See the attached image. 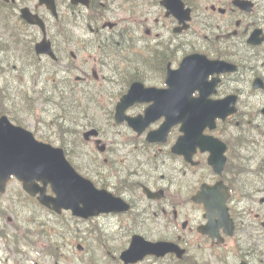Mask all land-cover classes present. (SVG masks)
<instances>
[{
	"label": "flooded vegetation",
	"instance_id": "flooded-vegetation-1",
	"mask_svg": "<svg viewBox=\"0 0 264 264\" xmlns=\"http://www.w3.org/2000/svg\"><path fill=\"white\" fill-rule=\"evenodd\" d=\"M209 1L211 2L209 6L203 7L202 0H199L198 5H190L196 16L195 26L189 30L192 32L175 35L167 44L168 46L165 45V49H173L176 52L183 46L190 45L193 49L207 51L212 57L218 54V57L214 59H224L236 64L238 70L230 73L231 67L219 63L218 67L212 69L213 77H211V79L219 77V81L217 83L207 81L202 85L201 90L195 92V97L207 95V99L221 101L236 95L237 112L227 117L225 121L218 119L216 127L205 131L213 139L207 143V148H210L208 151L196 149L194 152L193 160L197 162L196 165L186 162L183 156L173 155L172 157L168 151L165 152L166 156L175 158L177 161L175 167L163 161L159 182L153 184L163 190V198L159 205L148 206L139 220L131 222L130 228L133 230L131 236L141 234L153 242L163 241L184 245L187 251L190 241L187 240L186 231H197L200 221L204 219L203 206L190 201L204 185H208L211 189L210 200L216 202L226 198V206L240 221L244 220L247 212H264V209L259 206L264 205V202L258 200V196L264 195V180L260 173L264 158L260 162L257 161V158L264 154V114H262L264 89L256 88L254 85L258 77L264 82V61L261 59V53H264V42L259 46L250 44L254 31L260 30L259 38L264 37V0H251L253 6L250 12L236 7L233 0ZM29 2L30 0L26 3ZM58 2L63 4L66 0H58ZM91 2L90 8L69 3V10L66 7L60 10L63 21L66 22L71 16L78 20H85L87 16H92L97 12V0H91ZM103 7L106 9L107 4H103ZM155 10L157 15L166 22L168 17L164 7L160 5V0L158 7L146 8L143 12L146 19H149ZM66 14L70 17L66 18ZM169 19L175 22L171 17ZM58 21L59 19L55 20V22ZM158 21L159 18H155V22ZM165 22L164 25H166ZM49 24L53 28L50 29L48 39L57 55V60L47 55L38 56V61H43V72L46 76L38 78L41 73L38 71L33 81L15 86L18 96L28 93L30 89L50 94L54 90V85L68 92L69 83H71L70 69L88 75L84 61L71 64L68 57L72 42L85 44L86 37L83 33L77 29L58 28L54 22L49 21ZM33 32L38 33L37 30ZM73 32L80 33L81 37H74ZM107 40L109 41V37ZM113 41L114 37H111L112 48ZM108 50L110 53L113 52L109 47L106 48L103 58L108 55ZM73 60L77 61L75 58ZM165 72H167L166 69ZM29 80H32L31 76ZM83 83H87L85 77ZM83 90L80 96L85 100L87 97L85 85ZM113 94L111 92L107 95L112 98ZM252 101L257 105H254ZM138 106L141 105L136 104L132 107L133 113L139 112ZM175 131H179V126L175 128ZM195 213H198V220L194 218ZM191 259L192 255L188 252L184 257L168 253L164 256H148L138 264H193ZM250 259L253 264H264L261 258L251 256Z\"/></svg>",
	"mask_w": 264,
	"mask_h": 264
},
{
	"label": "rangeland",
	"instance_id": "rangeland-1",
	"mask_svg": "<svg viewBox=\"0 0 264 264\" xmlns=\"http://www.w3.org/2000/svg\"><path fill=\"white\" fill-rule=\"evenodd\" d=\"M121 1L119 0L117 1V3L113 4V10L115 12L118 13V7L121 5ZM125 15H127V12H124ZM118 16V15H117ZM127 22V21H125ZM104 32L108 31V29L103 30ZM143 32V28L140 30ZM139 31L138 34H142ZM103 32V33H104ZM87 37H90V34L87 32L86 33ZM154 46L152 47L153 50H161L162 46H161V42L158 40H155ZM134 51L130 56L131 59H120L119 63L121 67H132L134 68V70L136 71L137 75L143 76V77H149L150 74H155L156 76H158V71H159V65H160V61L151 59L149 56V53L147 52V50H151V48L147 47V50L145 48V45L143 44V42L139 43L137 45H135L134 47ZM85 51V55L87 57V59L89 58V50H82L81 52ZM186 52H191L192 49L191 47L187 46V48L185 49ZM126 53V51H125ZM159 64V65H158ZM92 65V62L91 64ZM111 67L109 66H104V74L108 77V78H114V79H119V78H124L127 77L129 74L127 71H124L122 73H118L115 69V64L112 62ZM121 70V69H120ZM0 73H2V70L0 71ZM151 74V75H152ZM97 90H95L96 92ZM99 93V92H97ZM56 101H58V99H53L52 100V106L55 107V103ZM59 102V101H58ZM17 111V110H16ZM99 112V110L96 111H91L90 115L87 116L88 121H91L93 123L96 124H107L110 123V117L106 116V115H101ZM73 114L69 115V118H72ZM56 145H59L58 142H55ZM81 148L79 149L81 154H82V158L85 160L86 163H92L93 162V158L91 155V150L89 148V146H85L83 144H81L80 146ZM82 149L84 150L85 154L82 153ZM78 151V150H76ZM101 172H103L104 174L106 173V171H110V166H101ZM18 189H20V186L17 182H12L8 188L5 194H2L1 198H0V206L4 208H6L7 210V214L8 216H11L13 218V224H7L6 220H4L3 218L0 220V226L2 227H7V229L10 231V235L16 234V231H13L15 228V225L18 223L17 219H19L16 216L15 213V208L20 209L21 212H23V214H26V211L30 212L33 211L36 214H38L39 216H42L44 220H46L47 225L48 226H59V225H70L72 224V226L76 229H73L71 232H69L68 234V244H66L63 247H60L62 245V240L58 242L59 239L57 238H52L50 239L51 233L52 231L50 229H45V231L43 232V235L39 234L37 236H35L36 241L39 242V246L36 247L39 250H43L45 252V255L47 256L46 258H43L42 261H44L45 264H51L53 263L54 259L52 258V256L50 255L49 251H48V247H50V245L53 246L54 249L57 250V252H62L61 253V259L63 260L61 263L62 264H81L84 261H87L89 258L94 257V258H101V261L99 263L101 264H106V260L105 258H103V252H101L100 250H98V246L97 243H94V241L87 237V239H80V236H82V234L84 235H89L87 232L82 233V231L84 230V228H86L89 231H92L94 233V235H96L97 233L100 236V239H104V244H106V246H108L109 249H111L112 247V243L110 241H108V239L111 238L112 234L114 233V229H115V225L114 222L116 221V217L115 216H103V217H98L95 218L94 220L91 221H85V222H79L78 220H75L73 218H71L70 214H66L62 217L59 218H51L49 217V215L43 213V211L41 212L39 209H37V207L35 206V204L31 201V200H27L24 204H11L10 203V199L12 198V196H14V192H16ZM18 194V193H17ZM15 194V195H17ZM47 218H49L50 220L48 221ZM80 228V231H79ZM72 229V228H71ZM32 230H36L34 227H32ZM60 246H59V244ZM78 243H83L86 246V250L84 249L83 252L79 253L77 251V249L75 248V246ZM6 252H4L5 254ZM30 255L33 258H37L38 254L32 250ZM68 260V261H67ZM41 262V259H40ZM107 263L111 264V260L107 259ZM28 264V263H26Z\"/></svg>",
	"mask_w": 264,
	"mask_h": 264
},
{
	"label": "water",
	"instance_id": "water-1",
	"mask_svg": "<svg viewBox=\"0 0 264 264\" xmlns=\"http://www.w3.org/2000/svg\"><path fill=\"white\" fill-rule=\"evenodd\" d=\"M26 18L29 21H34L32 20L29 16H26ZM171 83V82H170ZM172 85V84H171ZM175 89H172L171 91H168V94L161 92L162 94V102L164 103L163 105L166 107V109L171 113L174 114L175 112L174 109H177L179 107L186 106L185 103L186 101L179 100L177 104L174 103V98H172V102L169 103V96L167 99H165V96L174 93ZM182 102L181 104H179ZM163 106V107H164ZM174 112V113H173ZM200 116H203L202 114H199ZM177 116V115H176ZM181 120L184 123L185 126V131H191V127L194 125L195 121L193 118L191 120L187 119L185 115L179 116ZM194 122V123H193ZM6 132V131H4ZM5 141L4 138H0V144ZM12 144V143H11ZM20 140H13V146L11 147H4L0 146V174L3 176L9 175L12 170L17 171V172H32V166L35 167H42V165L47 164L45 161H43L40 157V159H37L31 152L25 148ZM50 155V154H49ZM48 155V157H49ZM17 159V161H15ZM52 170H56L52 174V181L54 182L55 186L57 187L58 185H61L63 183L64 187H67L69 185L68 180V175L64 168L61 165L60 160H57L55 162V165ZM64 175V178H60L58 175ZM63 187V188H64ZM58 195H60V201H63V189H61L59 192L57 191Z\"/></svg>",
	"mask_w": 264,
	"mask_h": 264
}]
</instances>
